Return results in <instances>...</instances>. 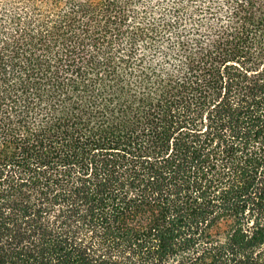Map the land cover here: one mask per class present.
Wrapping results in <instances>:
<instances>
[{"label": "trees", "instance_id": "16d2710c", "mask_svg": "<svg viewBox=\"0 0 264 264\" xmlns=\"http://www.w3.org/2000/svg\"><path fill=\"white\" fill-rule=\"evenodd\" d=\"M0 264H264V0H0Z\"/></svg>", "mask_w": 264, "mask_h": 264}]
</instances>
